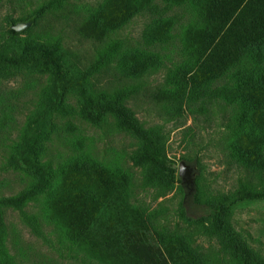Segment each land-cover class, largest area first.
I'll return each instance as SVG.
<instances>
[{
    "label": "rangeland",
    "instance_id": "obj_1",
    "mask_svg": "<svg viewBox=\"0 0 264 264\" xmlns=\"http://www.w3.org/2000/svg\"><path fill=\"white\" fill-rule=\"evenodd\" d=\"M10 48L28 56L0 64V247L16 264H264V0H0ZM122 113L173 175L138 162ZM186 191L225 228L188 219Z\"/></svg>",
    "mask_w": 264,
    "mask_h": 264
},
{
    "label": "trees",
    "instance_id": "obj_2",
    "mask_svg": "<svg viewBox=\"0 0 264 264\" xmlns=\"http://www.w3.org/2000/svg\"><path fill=\"white\" fill-rule=\"evenodd\" d=\"M234 22L235 19H232V22L230 23V25H228L229 28L233 25ZM225 27L227 26H225L224 24V27L219 30L217 39H215L216 42L214 41V45L220 40V38L222 39L224 37V33L226 32ZM9 34L10 35L8 38V46L12 47L15 43V39L18 36V33L15 31V29H11L9 31ZM8 50L10 52V55H6L3 53L0 54V64L9 65L13 67H22L28 62L27 55L23 57H16L13 53L14 51L11 50V48ZM42 56L44 60L49 61L51 64H57V59L51 53H44ZM222 57L224 58V55ZM258 84L260 87H264V77L260 79ZM122 114L125 120L128 122L127 114ZM129 127L143 140V145L138 156V162L152 166L154 169L157 170V172L166 177L173 175V173L175 172L174 162L169 161L160 151L157 146L154 134L150 132V130L146 129L143 123H141L140 121L129 123ZM34 169L38 170L40 173L43 172L42 167L38 164L34 165ZM43 185H45V179L43 178V176H41L39 183L34 186L31 192H29L27 195H24V198L20 201H16L14 203L16 204L22 202L18 205H23L27 200H32V197H35L41 192L40 186ZM181 207L185 211L188 219L190 220L214 218L215 223H217L219 228L224 229L226 226L224 221V210L220 207H216L204 201H201L196 196V194H193L191 191L185 192ZM30 221H36V219H30ZM0 261L3 264H16L15 258L9 254L7 248L3 244L0 247Z\"/></svg>",
    "mask_w": 264,
    "mask_h": 264
},
{
    "label": "water",
    "instance_id": "obj_3",
    "mask_svg": "<svg viewBox=\"0 0 264 264\" xmlns=\"http://www.w3.org/2000/svg\"><path fill=\"white\" fill-rule=\"evenodd\" d=\"M21 28H22V26H16L14 29H15V31H20ZM179 174L182 177L183 183L187 187L190 186L191 187V191H192L193 190V186H194L192 168L189 165H187L185 162H181Z\"/></svg>",
    "mask_w": 264,
    "mask_h": 264
}]
</instances>
